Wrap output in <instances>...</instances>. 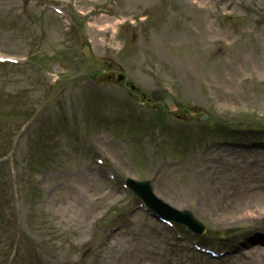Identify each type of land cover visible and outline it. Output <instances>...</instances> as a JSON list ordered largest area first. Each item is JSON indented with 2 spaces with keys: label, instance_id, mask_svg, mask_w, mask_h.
I'll use <instances>...</instances> for the list:
<instances>
[{
  "label": "rangeland",
  "instance_id": "1",
  "mask_svg": "<svg viewBox=\"0 0 264 264\" xmlns=\"http://www.w3.org/2000/svg\"><path fill=\"white\" fill-rule=\"evenodd\" d=\"M236 4L0 0V53L25 60L0 65V264H251L236 248L264 251V218H219L203 191L181 193L198 168L212 178L224 148L235 180V158L248 149L252 170L264 149V0ZM155 90L174 96L172 111ZM128 178H149L206 225L205 245L229 253L179 240L124 189ZM238 203L264 209L262 198Z\"/></svg>",
  "mask_w": 264,
  "mask_h": 264
},
{
  "label": "bare ground",
  "instance_id": "2",
  "mask_svg": "<svg viewBox=\"0 0 264 264\" xmlns=\"http://www.w3.org/2000/svg\"><path fill=\"white\" fill-rule=\"evenodd\" d=\"M215 1L221 2V4L225 7H233L237 5V0ZM201 3L206 4L208 3V0H201ZM224 150L227 152L226 157L224 154L222 159L212 160V164H214L212 169V178L206 177L204 175V170L202 168H198L191 173L188 186L184 187L183 185L181 193L190 198H194L196 197L197 189L203 191V197L207 200L210 210L219 215V218L229 215L230 218L237 220L256 221L263 219L264 209H246L245 204L238 202L241 195L242 197L249 196L257 202H259L261 198L264 201V159H262L264 158L262 153L264 149H261V153L254 165L255 168L252 170L247 171L249 165H247V161H245L246 158H244L248 154V152H246L249 151L248 149H245L244 153H241V155L235 158V160H239V164L242 169V172L237 177V180L227 174V162L231 160V158H229V155L231 154L230 147H226ZM261 156L263 157L260 158ZM169 171L172 176L174 171ZM173 178L172 180L169 179V183L171 187L175 188L176 185ZM249 210L251 212H248ZM246 245L247 243H243L236 248L238 251L237 256L245 257L244 255H251L253 256V259L248 258L246 261H251V264H264V251L259 249L258 246L250 245H247V250H245L244 247Z\"/></svg>",
  "mask_w": 264,
  "mask_h": 264
},
{
  "label": "water",
  "instance_id": "3",
  "mask_svg": "<svg viewBox=\"0 0 264 264\" xmlns=\"http://www.w3.org/2000/svg\"><path fill=\"white\" fill-rule=\"evenodd\" d=\"M154 97L156 99H163L166 101L167 104H170L173 101V97L168 92H155ZM136 191L141 193L147 201H150L151 204L153 202H161L158 200L152 193V187L151 183L149 181L146 182H140L137 184ZM173 209H169V212L166 213V215L173 217L176 216V214H179V218L186 221L189 225L192 227H195L198 224V221L194 218L192 213L190 211H183V212H176V210H173L174 212H171Z\"/></svg>",
  "mask_w": 264,
  "mask_h": 264
}]
</instances>
